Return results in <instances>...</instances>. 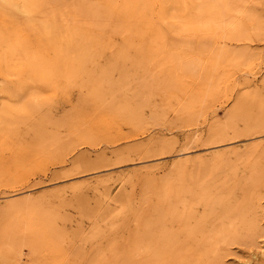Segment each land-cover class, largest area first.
I'll use <instances>...</instances> for the list:
<instances>
[{
    "label": "rangeland",
    "instance_id": "1",
    "mask_svg": "<svg viewBox=\"0 0 264 264\" xmlns=\"http://www.w3.org/2000/svg\"><path fill=\"white\" fill-rule=\"evenodd\" d=\"M27 2L0 0V264H264V0Z\"/></svg>",
    "mask_w": 264,
    "mask_h": 264
},
{
    "label": "bare ground",
    "instance_id": "2",
    "mask_svg": "<svg viewBox=\"0 0 264 264\" xmlns=\"http://www.w3.org/2000/svg\"><path fill=\"white\" fill-rule=\"evenodd\" d=\"M5 1H7V2H8V5L10 4V6H11L13 9L17 10L19 13H21V14H23V15H28V14H29V10H28L27 6L24 5V3H26V4L28 3L27 0H23L21 5H19L18 3H14V2H12V1H10V0H5ZM201 1H202V0H201ZM3 2H4V1H3ZM207 2H208V1H207ZM204 3H206V2L204 1ZM6 5H7V3H6ZM204 5H205V4H204ZM208 5H210V3H209ZM215 5H216V4H215ZM205 9H206V7H205ZM201 10H202V12H203L202 6L199 7V10H198L199 14L201 13ZM206 11H207V10H206ZM206 11H205V12H206ZM211 11H212V10H211ZM208 14H209V13H208ZM200 15H201V14H200ZM221 15H222V14H221ZM217 16H218V15H217ZM214 17H215V16H214ZM221 18H222V17H221ZM216 19H217V18H216ZM218 19H220V18H218ZM226 20H227V19H226ZM95 21H97V20H95ZM95 21H94V22H95ZM89 22H90V21H89ZM91 22H92V21H91ZM199 23H200V22H199ZM91 25H92V24H91ZM216 31H217V30H216ZM216 31H215V32H216ZM220 31H221V30H220ZM207 32H208V31H207ZM209 33H211V31H210ZM201 42H202V41H201ZM198 46H199V45H198ZM204 47H205V46H204ZM75 49H76V48H75ZM67 52H68V51H67ZM64 55H65V54H64ZM61 57H62V56H61ZM61 57H60V58H61ZM57 61H58V60H57ZM63 61H64V60H63ZM57 63H58V62H57ZM55 64H56V63H55ZM61 64H62V63H61ZM58 65H59V64H58ZM191 66H192V65H191ZM187 68H188V67H187ZM187 68H185V69H187ZM193 68H194V67H193ZM213 68H214V67H213ZM182 69H183V68H182ZM185 69H184V70H185ZM207 70H208V69H207ZM187 71H188V70H187ZM208 71H209V70H208ZM44 83H45V81H44ZM208 94H209V93H208ZM219 132H220V131H219ZM222 132H223V131H222ZM221 134H222V133H219V134H218V133H215V132L210 133L209 138L212 139V140L214 141V142L212 141L213 144H216V145H217V144H220V143L223 144L224 139L221 137L223 134H222V135H221ZM224 134H225V133H224ZM220 135H221V136H220ZM200 136H201V135H200ZM223 137H225V136L223 135ZM208 140H209V139H208ZM212 142H211V144H212ZM193 162H194V161H193ZM193 166H194V165H193ZM194 167H195V166H194ZM189 169H190V168H189ZM202 169H203V168L201 167V171H202ZM193 171H194V170H193ZM197 173H198V172H197ZM194 175H196V174H194ZM182 176H183V175H182ZM180 178H181V177H180ZM181 179L183 180V178H181ZM181 179H180V181H179V183H180L179 186H180V187L178 186V188H179V193H180V195H181V200H180V202H179V201H178V202H179V204L181 205L182 209L185 210V208H186L185 199L182 198V197H183L182 194H183V190H184V189H183V188H184L183 184H184L185 182L182 181ZM183 182H184V183H183ZM210 187H211V186H210ZM204 189H205V188H204ZM204 191H205V190H202V193H200L199 195L205 193V192L208 191V190H206L205 192H204ZM192 193H193V192H192ZM164 194H165V193H164ZM177 194H178V193H177ZM205 194H206V193H205ZM207 194H208V193H207ZM161 195H163V194H161ZM199 195L196 196V198H200V197H203V196H204V195H201V196H199ZM194 197H195V196H194ZM194 197H193V194H192V198H194ZM204 197L207 199V195H205ZM240 197H241V196H240ZM179 198H180V197H178V199H179ZM256 199H257V198H256ZM197 200H200V199H197ZM201 200H202V199H201ZM203 200H204V198H203ZM191 201L193 202L194 200L191 199ZM233 201H234V200H233ZM235 201H236V200H235ZM241 201H242V200H241ZM236 202H237V201H236ZM238 202H239V201H238ZM257 203H258V201H257ZM179 204H177V205H179ZM206 204H207V203H206ZM190 205H192V204L190 203L189 206H190ZM229 205H231V204H229ZM229 205H228V206H229ZM232 205H233V204H232ZM246 206H247V205H245V207H246ZM256 206H257V205H256ZM256 206H255V207H256ZM205 207H206V206H205ZM226 207H227V206H226ZM226 207H225V208H226ZM232 207H234V206H232ZM235 208H236V207H235ZM243 208H244V207H243ZM249 208H250V207H249ZM251 208H252V207H251ZM174 209H175V208H174ZM174 209H173V207H172V210H173V211H174ZM203 209H204V208H203ZM206 209H207V208H206ZM206 209H205V210H206ZM226 209L229 210V208H226ZM241 209H242V208H241ZM227 210H225V211H227ZM246 210H247V209H246ZM206 211H207V210H206ZM206 211H205V212H206ZM242 211H243V210H242ZM244 211H245V210H244ZM248 211H249V210H248ZM250 211H251V210H250ZM155 212H156V209H155ZM155 212H154V213H155ZM160 212H161V211H160ZM177 212H178V211H177ZM207 212H208V211H207ZM222 212H224V211L222 210ZM227 212H228V211H227ZM230 212H231V211H230ZM239 212H240V211H239ZM245 212H247V211H245ZM170 213H171V212H170ZM175 213H176V212H175ZM252 213H254V211H253ZM171 214H172V213H171ZM223 214H224V213H223ZM233 214H234V213H233ZM250 214H251V213H250ZM162 215H163V214H162ZM162 215H160V216H162ZM177 215H178V214H177ZM193 215H194V214L186 215V214H184V212H183V213H179V215H178V219L175 217V218H176V221L178 222V232H177V234H176V233H175V234L177 235L178 238L175 237V236H176V235H175V236H174V239H176V241H177V239L180 240L179 248H178V252H177V255H178V257H179L180 259H185V258H186V255L189 256V257L194 256L193 252L191 251V248L189 247V243H188V241H189L190 239H192V237L194 236V231H193L192 229H187V227H189V226L192 224V222L194 221V219H195ZM210 215H211V214H210ZM237 215H238V214H237ZM248 215H249V213H248ZM248 215H247V216H248ZM253 215H254V214H253ZM217 216H218V215H217ZM217 216H216V218H218ZM250 216H251V215H250ZM236 217H237V216H236ZM236 217H233V216H232V217H229V218L227 217V218H228V220L230 221V223H232L233 221H234V222L236 221V220H234ZM252 217H253V216H252ZM196 218H197V217H196ZM203 218H204V217H203ZM223 218L227 219L225 216H224ZM152 219H153V218H152ZM172 219L175 220L174 218H172ZM197 219H198V218H197ZM218 219H219V218H218ZM245 219H246V218H245V215H244V214H240V216H239V220L241 221V223H242V221H244ZM249 219H250V218H249ZM249 219H248V221H247L248 223H249V221H251V220H249ZM162 220H163V219H162ZM198 220H199V219H198ZM213 220H214V218H213ZM239 220H238V221H239ZM155 221H156V220H155ZM151 222H152V221H151ZM244 222H245V221H244ZM158 223H159V222H158ZM161 223H162V222H161ZM197 223H198V222H197ZM210 223H211V222H209L208 224L210 225ZM217 223H218V222H217ZM241 223H240V224H241ZM155 224H156V223H154V225H155ZM199 224H200V223H199ZM228 224H229V223H228ZM245 224L247 225V223L245 222V223L243 224V228H244V225H245ZM254 224H255V221H254ZM147 225H148V224H147ZM150 225H152V224H150ZM158 225H159V224H158ZM209 225H208V226H209ZM223 225H224V224H223ZM230 225H231V224H230ZM235 225H236V224H235ZM238 225H239V223H238ZM252 225H253V223H252ZM144 226L146 227V225H144ZM155 226H156V225H155ZM159 226H160V225H159ZM201 226H202V225H201ZM206 226H207V224H206ZM224 226H225V225H224ZM248 226H249V225H248ZM248 226H247V227H248ZM250 226H251V224H250ZM256 226H257V225H256ZM258 226H260V225H258ZM147 227H148V229H149V226H147ZM147 227H146V228H147ZM198 227H199V226H198ZM240 227H241V226H240ZM245 227H246V226H245ZM247 227H246V229H247ZM159 228H160V227H159ZM163 228H164V227H163ZM191 228H192V227H191ZM194 228H196V227H194ZM194 228H193V229H194ZM201 228H202V227H201ZM213 228H214V227H213ZM237 228H238V227H237ZM251 228H252V227H251ZM257 228H258V227H257ZM153 229H154V228H153ZM185 229H186V230H185ZM205 229H206V228H205ZM215 229H216V231H217L219 228L216 227ZM215 229H213L214 232H216ZM224 229H225V230H223L222 234H224L225 236H227V238L225 237V239H224V237H222L224 240H227V239H228V241L231 242V244L233 243L232 241H235V242L237 241V242H238V240L235 239V235H234V234L236 233L234 229H236V228H232L233 230L231 229V230H232L233 232H235V233H231V232H229L228 229L226 228V226L224 227ZM241 229H242V228H241ZM244 229H245V228H244ZM252 229H253V228H252ZM164 230H165V231H164ZM144 231H145V232H148V230H147V231L144 230ZM155 231H156V230H155ZM163 231H164V233H163V232L160 233V229H159V231L157 230V232H159V233L162 235V237H163V236L166 237L167 235H166L165 232H166L167 230L164 228ZM205 231H207V229H206ZM220 231H221V230H220ZM242 231H243V229H242ZM242 231H240V232L242 233ZM251 231H252V230H251ZM157 232H156V233H157ZM167 232H169V231H167ZM218 232H219V231H218ZM149 233H150V231H149ZM149 233H148V234H149ZM151 233H152V232H151ZM151 233H150V234H151ZM238 233H239V232H238ZM244 233H245V232H244ZM144 234H146V233H144ZM152 234H153V233H152ZM160 234H159V235H160ZM167 234H168V233H167ZM201 234H202V233H200V236H199V237L202 236ZM146 235H147V234H146ZM153 235H154V234H153ZM157 235H158V233H157ZM168 235H169V234H168ZM203 235H204V234H203ZM143 236L145 237V235H143ZM151 236H152V235H150V236L147 235V237H145V238H146V239H147V238L149 239V237H151ZM197 236H198V235H197ZM208 236H209V235H208ZM211 236H212V234H211ZM250 236H251V235H250ZM255 236H256V235H255ZM154 237H155V236H154ZM154 237H153V238H154ZM162 237L159 236V238H162ZM165 237H164V238H165ZM257 237H260V236H257ZM140 238H142V237L136 235V238H135V241H134V242H135L136 247L138 248L139 255H142L143 253L141 252V246H140V243L143 242V240L145 241V238H143V240H141ZM153 238H152V239H153ZM167 238H168V237H167ZM201 238H202V237H201ZM222 238H221L220 240L223 241ZM241 238H242V237H241ZM241 238H239V239H241ZM157 239H158V238H157ZM183 239H184V241H181V240H183ZM140 240H141V241H140ZM205 240H206V239H205ZM205 240H204V241H205ZM241 240H242V239H241ZM154 241H155V243L157 244L156 240H154ZM159 241H160V240H159ZM194 241H195V239H194ZM194 241H193L192 243H194ZM197 241H198V240H197ZM252 241H253V240H252ZM252 241H251V242H252ZM255 241H256V240H255ZM255 241H253V244H254ZM174 242H175V241H174ZM224 242H225V241H224ZM235 242H234V243H235ZM143 243H144V242H143ZM147 243H148V242H147ZM204 243H205V242H204ZM220 243H221V242H220ZM220 243H219V244H220ZM255 243H257V242H255ZM144 244H145V243H144ZM148 244H149V243H148ZM156 244H155V245H156ZM159 244H160V243H159ZM170 244H171V243H170ZM172 244H173V243H172ZM172 244H171V245H172ZM174 244L176 245V242H175ZM208 244H209V243H208ZM214 244L217 245L215 242H214ZM214 244H212V247H214L212 250H214L215 247L218 248V247L215 246ZM219 244H218V245H219ZM222 244H223V243H221V245H222ZM227 244H228V243H227ZM231 244H230L229 246L236 245L237 243H236V244H232V245H231ZM238 244H239V243H238ZM242 244H243V243H242ZM251 244H252V243H251ZM257 244H258V243H257ZM142 245H143V244H142ZM150 245H153L152 242L150 243ZM175 245H173V246H175ZM213 245H214V246H213ZM223 245H224V244H223ZM244 245H246V243H245ZM161 246H162V245H161ZM167 246H168V245H167ZM187 246H188V247H187ZM190 246H191V245H190ZM204 246H205V245H204ZM229 246H228V247H229ZM143 247H144V245H143ZM143 247H142V248H143ZM155 247H156V246H155ZM155 247H153V248H155ZM191 247H192V246H191ZM194 247H195V246H194ZM144 248H147V246H145ZM163 248H164V247H163ZM174 248H175V247H174ZM99 249H100L99 251H100L101 256H100V259L98 260V264H105V255H104V251H103V248H102V243L99 244ZM203 249H204V248H203ZM106 250H109V252H110V259H111V258H112V259H113V258H116V256H117V250H116V249H112V248H110V249H106ZM165 250H166V249H165ZM174 250H176V249H174ZM207 250H208V249H207ZM212 250H211V251H212ZM146 251H147V250H146ZM160 251H161V250H160ZM204 251H205V249H204ZM208 251L210 252V250H208ZM148 252H149V250H148L147 252H145L144 255L148 254ZM205 252H206V251H205ZM205 252L202 253L203 257H204V253H205ZM209 252H208V253H209ZM159 253H161V252H159ZM173 253H174V252H173ZM211 253H212V252H211ZM211 253H210L209 255H211ZM215 253H216V254H215ZM215 253H214V254L216 255V258H217V257L219 256V252L217 253L216 250H215ZM171 254H172V252H171ZM198 254H199V253H198ZM214 254H213V255H214ZM196 255H197V254H196ZM200 255H201V254H200ZM215 255H214V256H215ZM133 256H134L133 254H132V255H129V257H128L127 260L130 261V263H128V264H141V263H139L138 261H135V259H134ZM162 256H163V255H162ZM144 257H146V256H144ZM147 257H150V256H147ZM147 257H146V258H147ZM164 257H166V256H164ZM197 258H198V257H197ZM149 259H150V258H149ZM198 259H202V257H201V258L199 257ZM214 259H215V258H214ZM219 259H220V257H219ZM147 260H148V259H147ZM147 260H146V261H147ZM204 260H205V259H204ZM210 260H212V259H210ZM177 261L179 262V260H177ZM206 261H208V260L206 259L205 262H206ZM220 261H221V260H220ZM178 262H177V263H178ZM183 262H185V261H183ZM196 262H197V261H196ZM201 262H202V261H201ZM208 262H209V261H208ZM208 262H207V263H208ZM212 262H213V261H212ZM112 263H113V260L110 262V264H112ZM180 263H181V262H180ZM207 263H206V264H207ZM146 264H148V262H147ZM210 264H211V263H210Z\"/></svg>",
    "mask_w": 264,
    "mask_h": 264
}]
</instances>
